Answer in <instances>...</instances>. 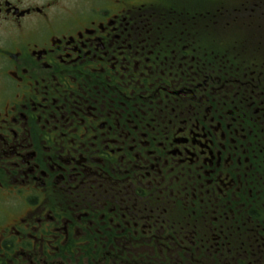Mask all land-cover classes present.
Listing matches in <instances>:
<instances>
[{"label": "flooded vegetation", "instance_id": "obj_1", "mask_svg": "<svg viewBox=\"0 0 264 264\" xmlns=\"http://www.w3.org/2000/svg\"><path fill=\"white\" fill-rule=\"evenodd\" d=\"M0 264H264V0H0Z\"/></svg>", "mask_w": 264, "mask_h": 264}]
</instances>
